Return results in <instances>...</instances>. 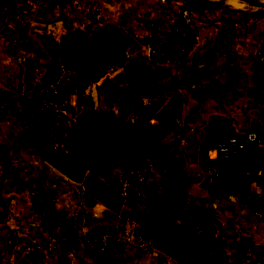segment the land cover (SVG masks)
Here are the masks:
<instances>
[{
    "label": "crops",
    "instance_id": "crops-1",
    "mask_svg": "<svg viewBox=\"0 0 264 264\" xmlns=\"http://www.w3.org/2000/svg\"><path fill=\"white\" fill-rule=\"evenodd\" d=\"M185 1L18 0V29H7L11 20L0 13V85L6 89L13 79L7 70L18 69L19 106L20 96L37 88L46 68L60 62L67 32L112 24L130 41L126 63L87 89L92 104L78 105L74 90L69 117L58 125L38 124L20 109L17 119L8 96H0V151L18 155L20 167L17 183V173L5 171L0 154V239L18 232V264H99L89 253L86 233L126 219L140 226L149 244L123 248L107 259L111 264L264 260V150L227 161L216 152L225 138L264 132V87L254 77L264 52V7L258 0H190L196 19L188 56L180 63L150 59V22L158 24L157 39H169ZM96 6L104 20L90 24L86 10ZM133 104L153 113L150 125L163 137L141 160L146 181L125 191L132 173L126 161L102 154L90 172L70 154L66 140L87 113L125 117ZM29 126L46 137V148L34 142ZM200 218L210 222L220 242L208 252L210 263L188 252L180 256L154 230L191 224L203 232L206 222ZM1 245L0 240V250Z\"/></svg>",
    "mask_w": 264,
    "mask_h": 264
},
{
    "label": "trees",
    "instance_id": "trees-1",
    "mask_svg": "<svg viewBox=\"0 0 264 264\" xmlns=\"http://www.w3.org/2000/svg\"><path fill=\"white\" fill-rule=\"evenodd\" d=\"M129 48L128 38L112 24L69 31L61 38L60 62L46 68L44 80H54L63 69L73 72L79 82L76 92L78 105L88 107L93 100L86 93L87 89L106 77L112 68L122 67L127 61ZM130 111L134 121L116 115L87 113L68 132L66 142L70 154L90 172L96 171L102 154L119 155L128 163L132 173L144 168L140 161L159 147L163 134H157L151 127L152 112L138 104H133ZM34 121L41 125L51 123L47 116L37 117ZM205 222V218L199 219V223ZM205 226V230H201L203 232L196 231L191 224L156 225L154 230L164 245L180 256L188 252L201 263H210L208 252L216 251L220 242L214 237L210 222L207 221Z\"/></svg>",
    "mask_w": 264,
    "mask_h": 264
},
{
    "label": "built area",
    "instance_id": "built-area-1",
    "mask_svg": "<svg viewBox=\"0 0 264 264\" xmlns=\"http://www.w3.org/2000/svg\"><path fill=\"white\" fill-rule=\"evenodd\" d=\"M189 1L187 0V5L182 8L169 39H157L158 24L154 21L150 22L147 36L150 59L180 63L188 56L194 42L193 26L196 19V13ZM82 8L86 7L82 6ZM86 14L90 24H100L104 20L103 10L98 6L87 9ZM66 76V73H61L54 80L46 79V83L36 94L38 111L49 119L67 117L70 114L65 96ZM254 77L256 83L264 87V58L256 61ZM125 117L134 121L132 111ZM254 149L264 150L263 131L230 136L216 146L217 158L224 161L238 158L243 153ZM146 179L147 171L140 168L124 182L129 186L142 183ZM85 237L89 252L98 261H106L117 256L123 248L145 249L149 244V238L140 226L128 219L123 220L120 226L114 228L90 231ZM248 264H264V260Z\"/></svg>",
    "mask_w": 264,
    "mask_h": 264
},
{
    "label": "rangeland",
    "instance_id": "rangeland-1",
    "mask_svg": "<svg viewBox=\"0 0 264 264\" xmlns=\"http://www.w3.org/2000/svg\"><path fill=\"white\" fill-rule=\"evenodd\" d=\"M258 3H260V5L264 7V4H263L264 2L262 0H258ZM185 5H187V0L185 1ZM190 6H191V4H190ZM0 13H5V15H8V19L11 20L10 23H12V24H10L11 26L8 25L7 29H11V28H17L18 29V0H0ZM86 18H87V16H86ZM261 58H264V52L262 53V55L260 57H258L256 59V61L261 59ZM7 73H10V76L13 79L12 80L8 79V84L6 85V89H4L2 85H0V96H8L7 97L8 108L10 110H12V112L14 111V115L15 116L17 115V119H18V110L19 109H20V112H19L20 115L22 114L26 117L30 116L29 118H31L33 116L32 117L33 120H36L37 117L43 118V115L38 111V107L36 105V94L46 83V81L44 80L45 76L41 78L40 83L38 84L37 88L34 91L29 92L24 96H20V99H19L20 106H19L18 105V69L17 70L16 69L7 70ZM66 78H67V80L65 81L66 82L65 96H66L67 106L70 109V107H71L70 93L73 92L74 90L77 92V85L79 84V82L75 78V76H74L75 79L70 77V76H66ZM21 87L22 86H19V89H22ZM68 117L69 116L61 117V118H52L51 117L50 122L54 123L55 125H58V124L62 123L64 120H67ZM29 128H30L29 131H31V132H34L36 130V127L29 126ZM25 138L29 142L31 141L30 136H28V133H26ZM6 151H7V149H2L0 151V154L2 156L1 161H2V163L6 164V166H5L6 170L5 171H7L8 173H14V174L17 173L16 182L18 183V168L20 169V167H18V155L16 157L14 155L12 157H10V156L7 157ZM144 182L139 183V184H135V185H129V186L123 185V188H125V191H127L131 188H136V187L140 186ZM180 190H181V188H180ZM41 224H42V221H41ZM0 240L5 244L3 246L1 245V248H3V249L0 250V258H2L0 261V264H18V232L16 234L14 232H12V234H8L7 238L3 237ZM28 246H29V241L26 245H24V248H28ZM90 255H91V253H90ZM109 259H111V258H109ZM106 261H108V260H106ZM106 261H98L97 260L96 262H98L99 264H104V263H106Z\"/></svg>",
    "mask_w": 264,
    "mask_h": 264
},
{
    "label": "water",
    "instance_id": "water-1",
    "mask_svg": "<svg viewBox=\"0 0 264 264\" xmlns=\"http://www.w3.org/2000/svg\"><path fill=\"white\" fill-rule=\"evenodd\" d=\"M30 136L32 137V139L34 140V142L37 143V145L40 148H42V149L46 148V146H47V139H46L45 136H43L41 134H37L35 132H30ZM140 163L143 166V161H140ZM111 263H112V261L111 260H108L104 264H111Z\"/></svg>",
    "mask_w": 264,
    "mask_h": 264
}]
</instances>
